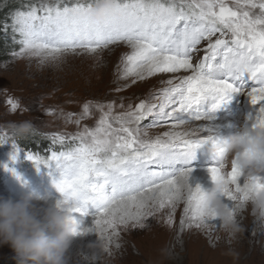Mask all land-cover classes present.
<instances>
[{"label":"snow or ice","instance_id":"snow-or-ice-1","mask_svg":"<svg viewBox=\"0 0 264 264\" xmlns=\"http://www.w3.org/2000/svg\"><path fill=\"white\" fill-rule=\"evenodd\" d=\"M94 3L49 0L19 13L14 28L22 36L21 54H44L55 60L68 52L94 54L109 45L126 44L131 51L122 55L121 79L144 80L181 70L191 74L178 83L167 80L168 87L156 97L159 103L141 100L116 115L112 103L97 104L101 116L95 127L68 137L53 136V143L61 145L71 140L67 150L52 151L47 158L25 153V158L58 173L53 180L57 203L69 206L74 222L78 223L76 214L83 217L93 210L92 226L83 227L81 235L103 230L113 238L119 227L129 223L144 227L147 217L165 207L172 210L166 220L171 225L172 212L181 200L185 203L182 230L215 223L214 214L201 207L203 188L189 183L192 169L187 165L197 148L217 142L209 113L233 93L246 95L254 106L251 127H264V0H232L231 4L227 0H117L111 14L98 22L86 15ZM206 100L210 102L207 112L202 109ZM8 103L12 111L18 110L17 102ZM89 109L86 103L81 118L89 115ZM149 116L154 119L145 127L171 121L170 130L145 139L147 133L140 125ZM191 121L202 123L176 130ZM11 144L15 161L19 149L14 141ZM178 162L185 165L179 171ZM222 170L218 164L207 169L211 182L223 180L229 185L223 194L229 209L242 205L253 189L264 188V174L246 179L235 162L226 174Z\"/></svg>","mask_w":264,"mask_h":264},{"label":"rangeland","instance_id":"rangeland-1","mask_svg":"<svg viewBox=\"0 0 264 264\" xmlns=\"http://www.w3.org/2000/svg\"><path fill=\"white\" fill-rule=\"evenodd\" d=\"M227 2L231 4L232 0ZM17 17L18 15L13 18ZM2 27L5 30L9 26L4 23ZM11 32L13 34H10V38L15 41L17 47L6 60L0 61V201H16L24 195L16 196L8 186L12 181V170L16 172L25 165V160H29L19 151L12 169L7 162V151L2 147L5 140H8L7 137L12 135L14 124L30 120L40 138L44 140L53 141L54 135L68 137L85 127L96 126L101 116L97 104L112 103L113 115H116L127 111L129 105L134 107L141 100L159 103L156 97L162 89L168 87L167 80L172 79L174 83H178L179 78L191 74L182 71L157 73L153 75L157 84L152 80L142 83L143 80L131 76L121 79L124 67L122 55L131 51L126 44L109 45L94 54L77 50L75 53H64L59 59L53 60L46 58L44 54H21L22 36L14 28V19ZM162 78L165 79L161 80ZM133 79H136L135 84L132 83ZM117 88L121 90L117 91ZM9 100L18 103V110H11ZM241 101L245 103L244 111L239 116H234L235 123L232 125L238 128L250 123L249 115L254 112V106L249 103L246 95H241ZM86 103L90 106L89 115L81 118ZM248 107L250 108L247 112ZM152 120L153 117L149 116L141 122L142 131L147 133L145 139H154L170 130L171 121L163 126L145 127ZM201 123L202 121H194L176 130L193 129ZM210 123L216 132L225 129L224 121L214 118ZM230 133L229 131L228 135ZM30 139L29 142L22 143L32 145L33 141ZM191 169L190 184H199L203 189L211 186L207 171L209 168ZM230 169L229 163L222 171L226 174ZM23 171L25 168L20 170ZM16 181L18 190L30 191L29 193L50 195V192L56 190L50 184H45L46 179L38 177L31 180L24 177ZM51 199L57 200L52 197ZM184 207L183 200L176 205L175 211L172 212L171 225L167 224L166 220L172 210L165 207L147 217L143 222L144 227H134L131 223L127 227H119L118 235L112 238L113 242L109 245V251L102 252L95 264H264V229L259 227V222L251 214V205L239 211L238 218L246 227V231L234 242L227 238L218 221L199 229L192 227L182 230L180 221L184 215ZM75 219L81 228L92 226L93 216L83 219L76 214ZM98 235L99 233L89 232L74 237L66 253L69 264H77L80 261V253H88V245L95 243ZM229 248H234L239 253L237 259L225 254ZM8 260H18V257L9 245H0V264H6Z\"/></svg>","mask_w":264,"mask_h":264},{"label":"clouds","instance_id":"clouds-1","mask_svg":"<svg viewBox=\"0 0 264 264\" xmlns=\"http://www.w3.org/2000/svg\"><path fill=\"white\" fill-rule=\"evenodd\" d=\"M117 0H95L86 15L93 21H101L105 14H111ZM36 131L30 120L12 126V134L25 138ZM217 164L224 169L235 162L244 178L264 174V127L241 125L239 130L227 137L218 138L212 144ZM229 185L223 180L211 183L201 193V207L207 214H214L220 227L230 241L238 239L246 231L239 211L251 205V214L259 227L264 229V188L253 189L247 199L235 210L225 206L223 194ZM82 228L74 222L66 204H58L48 193H28L18 200L0 201V245H9L16 253L19 264H69L66 253L74 237L81 235ZM112 237L99 231L95 243L89 244L88 253H80L77 264H95L102 252L109 251ZM226 255L237 259L239 253L229 248Z\"/></svg>","mask_w":264,"mask_h":264},{"label":"trees","instance_id":"trees-1","mask_svg":"<svg viewBox=\"0 0 264 264\" xmlns=\"http://www.w3.org/2000/svg\"><path fill=\"white\" fill-rule=\"evenodd\" d=\"M0 2L2 3L0 6V61H4L17 47L15 41L10 38V34H13V32H11L13 17L21 12H26L31 9V7H40V5L45 2L43 0H0ZM4 23L8 24V29L3 30L4 28L2 26ZM13 37L15 36L13 35ZM11 137L18 139L22 145L24 144L22 142H29L30 138V141H33V144H44V142H41L40 134L37 131L25 138H18L13 134ZM28 145L30 146L31 144H24L26 147H28ZM6 264H19V260H8Z\"/></svg>","mask_w":264,"mask_h":264},{"label":"bare ground","instance_id":"bare-ground-1","mask_svg":"<svg viewBox=\"0 0 264 264\" xmlns=\"http://www.w3.org/2000/svg\"><path fill=\"white\" fill-rule=\"evenodd\" d=\"M182 72H186V71H183V70H181ZM165 78H162L161 80H164ZM146 81H142V83L143 82H148V81H154L155 82V84H157V81L155 80V78L152 76V77H146V79H145ZM158 80V79H157ZM159 81V80H158ZM156 86V85H155ZM247 97V96H246ZM244 111V110H243ZM253 114V113H252ZM252 114H250L249 115V121H250V117H251V115ZM239 116V115H238ZM239 118V117H238ZM215 119H217V121H219V120H221V121H224L225 122V128L226 129H228V128H230L232 125H234V123H235V118L234 117H224V118H215ZM251 122V121H250Z\"/></svg>","mask_w":264,"mask_h":264}]
</instances>
